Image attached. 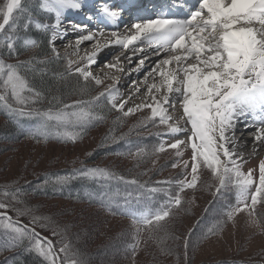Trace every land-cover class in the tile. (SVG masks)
<instances>
[{
	"label": "snow or ice",
	"instance_id": "6c2138e0",
	"mask_svg": "<svg viewBox=\"0 0 264 264\" xmlns=\"http://www.w3.org/2000/svg\"><path fill=\"white\" fill-rule=\"evenodd\" d=\"M182 7L189 8L187 18L169 17L167 13H161L155 19H145L135 23V32L121 38L113 32L115 43L127 48L135 41L145 39L149 45H155L158 49L172 53L166 59L160 61L152 69L160 77L159 85L153 83L148 88L157 93L164 92L160 100L152 97L154 104L136 105L124 113L125 116L141 110L142 107L151 108V117H159V123L167 126L172 133L185 131L179 123H169L172 117L167 114L164 104L169 103L173 92L179 93L183 107V114L190 124V137L186 142L177 140L169 145L176 150V155L181 156V145L190 147L191 179L187 176L183 180L175 181L178 190L169 194L167 206L157 212L140 213L127 212L132 218L135 231L132 234L133 242L128 245L133 255L139 250L141 233H152L162 227L161 222L174 215V209L178 210L184 202L182 193L186 189H195L200 180L199 169H208L216 181V191L235 188L236 203L229 205L224 213L226 220L222 221L215 229H209L203 239L209 235H217L223 230L224 224L235 220V217L246 212L250 217V223L264 233V217L256 215L258 204H264V160L259 165L258 181L253 176L254 170L242 172L241 165L237 162L234 141V128L236 121L248 113L261 114L259 127L255 133V141L264 143V0H177ZM48 10L56 13L55 27L60 25V14L65 8L79 9V0H49ZM22 12L21 0H6L0 6V31H3L9 21H15L14 13ZM105 15L116 18L120 15L117 11L104 9ZM41 27V25H37ZM46 27V26H45ZM54 39V38H53ZM82 40H91V35L81 37ZM26 43L35 46V41ZM8 47L11 49L12 45ZM53 54L58 55L55 48ZM95 53L80 57L86 60L83 67L77 66L74 71L83 78L85 87L89 79L96 85H102L103 80L94 76L90 65L94 62ZM189 61H194L189 63ZM25 62L15 64L5 63L0 59V107L15 117L36 118L39 127L32 133L35 137L44 138L48 135L50 127L61 125H78L86 127L95 119H102L94 112V106L101 97H109L113 108L123 110L124 103H115L116 95L111 85L106 86L104 91L92 96L87 101L77 100L72 104H63L55 110L49 108L46 111L30 107L39 102L42 93L36 91L21 74ZM77 63L69 61V72L73 71L72 65ZM143 64V60L140 61ZM175 64L176 67H170ZM163 66V67H162ZM116 67V65H108ZM151 75V73H150ZM182 75V79L178 77ZM175 85V87H174ZM136 91H139L137 88ZM118 94V93H117ZM71 109V111H69ZM77 137L72 136L74 141ZM231 145V146H230ZM158 151L163 152L161 146ZM137 157L141 155L138 151ZM180 166L179 163L172 165ZM183 167H189L184 162ZM80 176L88 179H113L115 173L108 169L91 168L80 171ZM123 180L124 177H118ZM66 180H57L56 183H66ZM130 183H137L133 180ZM171 183V182H169ZM255 185V190L252 187ZM5 186L4 196H12L17 200L16 192H9ZM156 191V189H152ZM17 202H22L18 201ZM8 204L0 200V209H7ZM18 216L26 215L31 209H16ZM0 227L11 234L14 243H20L29 238L33 249L50 262L57 264V256L51 240L41 237L35 229H29L27 225H20L18 220H13L6 212H0ZM45 217H32L36 223ZM47 227V225H41ZM54 235L57 233L53 232ZM153 238L151 235L149 239ZM146 243V241H144ZM185 255L187 254L188 242L184 244ZM170 252V250L162 249ZM68 258V264H84L79 258L68 257L67 245L60 249ZM75 256V254H73Z\"/></svg>",
	"mask_w": 264,
	"mask_h": 264
},
{
	"label": "trees",
	"instance_id": "16d2710c",
	"mask_svg": "<svg viewBox=\"0 0 264 264\" xmlns=\"http://www.w3.org/2000/svg\"><path fill=\"white\" fill-rule=\"evenodd\" d=\"M27 2L25 17L31 20V24L35 20H49L48 15L41 11L39 2ZM26 25L27 22L23 21L20 31L23 32ZM29 31L30 36L40 43L41 51L47 53V57L51 56L48 55L49 34L33 27ZM7 33L6 37L0 36V59L9 60L14 58L16 49L13 42L11 49L6 43L15 34ZM47 59L49 62L45 67L50 73H21L36 91L42 93L39 102L30 107L41 111L49 108L55 110L75 101L73 96L76 94L95 93L91 82H87L85 87L79 74L69 72L66 58L52 56ZM99 103L100 106L94 112L102 119H95L84 129L75 132L78 134V141H82L88 139L93 131L100 129L102 134L98 149L85 157L77 155L75 161L67 158L61 166L54 164L51 168L30 170L29 173H26L23 166L21 174L9 179L0 175V200L9 205L7 209H0V212H6L13 220L34 228L39 235L50 239L62 264H68V258L60 252L65 245L69 248L68 257L79 258L84 264H204L197 261L198 250L223 234L232 222L225 223L219 234L209 235L207 239L203 237L209 229H215L226 220L224 213L228 206L236 203L235 188L222 189L216 193V181L211 172L201 167L197 187L186 189L182 193L184 202L178 210H173L174 215L161 222L159 230L141 233L139 250L133 255L128 245L133 242L135 227L132 225V218L121 211L120 205L129 199H139L147 202L152 212H157L167 206L169 194L178 190L175 181L185 179L186 174L183 169L178 170L172 166L177 163V158L167 157L165 151H158L162 146L160 137L166 131L159 119H149L151 115L146 114L129 122L107 100H100ZM25 118L28 117L11 116L0 107V155L21 145L40 143V138H34L25 132ZM123 123L126 125L122 126ZM109 143H112L109 147L113 149L107 147ZM138 151L141 153L139 157L134 155ZM91 168L108 169L117 178L104 180L80 176L81 170ZM32 174L38 175L39 181ZM118 177L124 179L120 180ZM57 180L67 182L58 184ZM133 180L137 183H130ZM5 186H8L9 192L19 190L17 200L22 202L13 200L10 195L4 196ZM196 198L203 202L198 211L194 202ZM153 203L155 205L151 207ZM24 208L31 209V212L18 216L16 209ZM194 213L198 215L195 220H191ZM256 215L264 217V204L257 205ZM33 216L46 219L33 223ZM189 220L192 221L190 226ZM45 224L47 227L41 226ZM53 232L57 234L54 235ZM150 235L153 238L149 239ZM11 241V234L0 227V264H50L33 249L29 238L20 243L13 242L14 248L9 246ZM185 241L188 242L186 255ZM261 250L259 257H252L249 261L233 259L214 261L211 264H264V248Z\"/></svg>",
	"mask_w": 264,
	"mask_h": 264
},
{
	"label": "rangeland",
	"instance_id": "374dc122",
	"mask_svg": "<svg viewBox=\"0 0 264 264\" xmlns=\"http://www.w3.org/2000/svg\"><path fill=\"white\" fill-rule=\"evenodd\" d=\"M4 3H6V0H0V6H3ZM42 9L45 12L49 11L46 9L45 6H42ZM25 19H26L25 16H21L17 19L16 22L13 23V21H11V24L13 23L12 26L10 24L7 27L8 31L6 30L5 32L1 33L0 36H4V37L8 36L7 32H10L12 35L17 34L20 30L21 21ZM55 22H56V19H55ZM85 23H88V22H85ZM34 24L36 28L39 30H47V27L43 25H41V27H37L38 23H34ZM27 28L29 27H26V29ZM54 28L55 26L53 27V30ZM50 30H51V26H50ZM52 32L54 34L51 36V42H50L51 47H50V50L48 51V55H51V56L47 57L46 56L47 53L41 51L40 43L38 41L36 42V45L33 46V45L26 43L27 41L31 39H26L23 42V44L25 45V47H23L25 48L23 51H20L14 54L13 55L14 58H10L9 60H6V59H3V60L5 61V63H12V64H15L18 62H25L21 69V73L23 71L24 72L30 71L36 74H39V72L43 74H47L48 72L50 73L49 69L46 68L45 65H48V62H49L47 58L49 57L51 58L52 56L55 58H62V57L66 58V60L68 61V64H69V61L77 62L72 65L73 71L77 66L83 67L84 62L80 61V58L75 53L68 52L67 47H65L66 45H59L55 43L56 38L53 36L56 34V32L55 30ZM12 42L13 40L11 39V40H8L6 44L9 45V44H12ZM53 47L55 48L58 55L53 54V51H52ZM119 49H122V48H119ZM83 53L85 54L86 51H83ZM115 53H118V52L116 51ZM114 55L116 56V54ZM41 57H45V58L42 59ZM51 63L52 62H50V65ZM137 66L139 67L138 62L136 63L134 67H137ZM74 73L78 74L75 71ZM88 82H91L94 85L95 93L94 94H76L73 96L75 98V101L77 100L87 101L92 96H96L99 92L104 91L106 86L111 85L110 84L111 81H108L106 79H104L103 84L99 86L96 85L95 82L92 81L91 79H89ZM141 82H143V79ZM112 88L114 90L113 94L115 93L117 94L123 91L122 90L120 92H117L118 90L122 89V87L120 86L117 88L116 87L115 88L112 87ZM143 98H144V95H142L141 100ZM100 100L103 102L105 100H108L112 106V103L110 102L109 97H101ZM143 100H146V99H143ZM115 103L117 105L120 104V102H118L117 99H115ZM144 104H146V102ZM139 105H142V103ZM99 106H100V103L97 102V104L94 106V109ZM128 106L129 104H124L123 110H120L118 108H114V109L124 114L125 112L128 111L126 109V107ZM164 108L167 109V114L169 116L172 117L175 114V111L171 112L169 111V108L167 107H164ZM69 111H71V109H69ZM146 114L151 115V108L142 107L141 110L135 111L134 113L129 114L127 116L124 115L123 119L131 122L138 116H142ZM155 119H159V117ZM26 123H27V127L25 128L26 133L32 134L39 127V122L34 117L27 118ZM169 123L176 124V121L170 120ZM179 124H181L180 121H179ZM124 125H126V123L122 124V126ZM182 125L184 126L183 123ZM163 127L166 130L168 129L166 125H163ZM52 128L54 131L57 130L56 134L50 135L48 133L46 137L42 138V141L40 143L39 142L35 144L30 143L28 146L21 145L19 147H16L13 150L9 149L10 151L5 152L4 154L0 155V175L2 177L3 176L6 177V179H9L13 175H17L19 173L21 174L23 166H25L26 168V173L27 172L29 173L30 170L37 171V170L48 169V168L53 167L54 164L61 166L65 164V159L67 158H71V161L73 160L75 161V157L77 155H81L85 157L87 154H91L93 150L98 149L99 137L102 134V131L100 129L93 131L88 139L78 141V139L76 138L73 141L71 137L78 135L75 132L78 130L84 129L85 127L81 128L78 125L68 124V125H61V126L52 127ZM236 132L238 133L239 131H236ZM186 135L187 136L180 135L179 132L178 133L170 132L168 133L167 136L162 138L163 140L162 146L165 148V152H164L165 156L172 157L173 159L177 158V163H179L180 165L177 167V169L178 170L183 169L187 178L190 180L191 179V176H190L191 163H192L191 148L183 145L181 147L182 155L177 156L176 150L169 147V145H171L172 143H175L177 140H184L187 142L190 136H188V134ZM55 136H57L56 137L57 140L54 139ZM237 136L239 137L240 135L237 134ZM250 136H253V133L247 134V137H250ZM236 142L238 143L239 140L238 141L236 140ZM111 144L112 143H109L107 147L110 149H113V147H109L111 146ZM250 151L251 150L245 151V150L238 149L236 151V157L234 158H237V162L241 165L240 170L242 172L247 173L249 170H254L253 176L258 181L259 165H260V162L264 160V150L258 151V153H254V151H251V152ZM184 162L189 163V167L187 169L183 167ZM35 175L36 174H32L33 177ZM35 180L39 181L38 175H36ZM215 188H214V191H215ZM251 190L252 191L255 190V185H253ZM213 195H215V193ZM192 199H194V195H192ZM194 202L197 205V211H198L200 209V203L203 204V202H201L198 198H196ZM154 205L155 203H153L151 207H153ZM119 208L129 218H131V216L126 214L127 212H135L137 214L152 212L149 204L139 199H129L125 201L124 203H122ZM197 215L198 213H194L193 216H191V220H195ZM250 219L251 217L246 212L239 213L235 217L234 222L231 221L232 223L229 225V227L225 230L223 234L207 242L198 250L197 261L198 262L201 261L200 263H204V264H211V262H214V261H222V260L232 261L233 259H241V260L249 261L251 260L252 257H259L260 256L259 254L262 251L261 249L264 248V234L261 233V231L257 227L253 226L250 223ZM191 220H189V226L192 223ZM197 221L198 219L196 220V222ZM193 224H195L194 221H193ZM9 246L10 248H14L15 245L13 244V241L9 243ZM214 264H217V263H214Z\"/></svg>",
	"mask_w": 264,
	"mask_h": 264
},
{
	"label": "bare ground",
	"instance_id": "6f19581e",
	"mask_svg": "<svg viewBox=\"0 0 264 264\" xmlns=\"http://www.w3.org/2000/svg\"><path fill=\"white\" fill-rule=\"evenodd\" d=\"M85 1L87 0H79L81 5ZM106 2L108 4L112 2H118V4H120L119 0H107ZM164 2L165 1H163V3ZM96 9L97 8H83L82 13L86 14L87 12L88 17L94 15L95 18L101 21L106 17V15L104 13L97 12ZM69 10V8H65L64 15L60 17L61 27H58L56 44L66 45L65 47H67V51L75 53L79 58L95 53L93 57L94 62L90 65L91 72L94 76H97L100 79L111 81L110 84L114 88L119 86L122 87L123 91L116 94V98L119 100V102L129 99V106L126 107L127 110L134 108L135 105H139L141 103L144 105L145 102L146 104H154L152 99L153 96H155L157 100L161 99L164 94L163 91L157 93L155 89H153L151 93L148 92L150 85L153 83L159 85L160 82V77L156 73H153L152 69L156 67V64H158L163 59H166L172 53L158 49L154 44L149 45V43L143 38L135 41L127 48L121 44L115 43V37L112 36L113 32L117 33L121 38L135 32L133 25L129 23H121L118 28L107 27L105 30L99 29L97 27L95 28L94 24L90 25L85 23L83 24L84 31H77L72 27V25H74V20L70 19L72 15L70 14ZM149 19H155V17ZM126 29L128 31H125ZM89 30L91 31L90 34L87 32ZM89 35H91L93 39H81V37ZM83 51H86V53L84 54ZM116 51L118 53H115ZM114 54H116V56ZM141 60H143V64L140 63ZM80 61H83L84 65L87 62L86 60ZM137 62L139 63V67H134ZM191 62L194 61H189V63ZM108 65H116V67L110 68ZM170 67L175 68L176 65L173 64ZM178 78L182 79V75ZM142 79L143 82H141ZM137 88L139 91H136ZM142 95H144L143 99L146 100H141ZM163 107L169 108V111L171 112L175 111V114L172 116V120L176 121V123H179L180 121L181 124L179 125L182 128L185 126V131L179 132L180 135L187 136L186 134H188V136H190V124L183 114L180 94L173 92L169 98V103L164 104ZM259 115L261 117V114ZM240 127L242 128L241 131H237H239L238 134L241 136V138L237 144L235 142L236 151L238 149L245 151L251 150L254 151V153L263 151L264 143L255 141V133L259 127V119L256 118L253 122H250L249 124H242ZM248 133H253V136L247 137Z\"/></svg>",
	"mask_w": 264,
	"mask_h": 264
},
{
	"label": "water",
	"instance_id": "95a60500",
	"mask_svg": "<svg viewBox=\"0 0 264 264\" xmlns=\"http://www.w3.org/2000/svg\"><path fill=\"white\" fill-rule=\"evenodd\" d=\"M59 264H61L60 260H59Z\"/></svg>",
	"mask_w": 264,
	"mask_h": 264
}]
</instances>
